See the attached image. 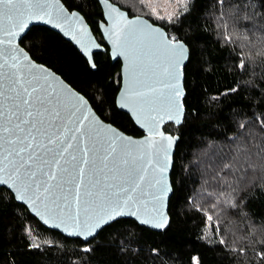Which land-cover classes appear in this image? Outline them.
Wrapping results in <instances>:
<instances>
[{"label": "snow or ice", "instance_id": "obj_1", "mask_svg": "<svg viewBox=\"0 0 264 264\" xmlns=\"http://www.w3.org/2000/svg\"><path fill=\"white\" fill-rule=\"evenodd\" d=\"M177 2L183 3L184 17L195 7L189 0ZM213 2L220 11L218 35L233 45L235 66L246 71L259 55L253 46L264 45V11L256 10L254 0ZM139 3L163 24L130 17L111 0H81L75 7L62 0H0V205L12 206L13 214L23 209L66 241L79 242L84 254L97 250L102 233L112 230L110 235H118L125 224L157 232L172 225L166 209L174 192L169 172L179 138L171 129L187 119L186 73L196 52L188 34L164 27L179 23L178 12L161 15L154 0ZM259 3L264 9V0ZM93 14L107 45L92 35L88 20ZM242 19L250 27L241 33ZM33 21L50 25L73 42L88 69L107 80V86L96 82L90 92H82L37 62L32 51L38 45L22 46ZM229 22L232 32L225 35ZM244 48L250 53L247 58ZM93 50L121 64L114 78L103 73ZM237 91L233 87L225 94ZM124 110L143 131L142 139L114 123ZM239 128L244 131L226 137L219 164L225 181L221 189H231L229 207L236 212L246 205L243 194L264 185V121L258 127L241 123ZM204 215L212 221L211 215ZM22 231L33 236L29 225ZM219 245L234 251L223 238ZM26 247L41 249L32 240ZM149 251L159 257L158 247ZM257 254L264 256V249ZM190 264H202L201 258L192 256Z\"/></svg>", "mask_w": 264, "mask_h": 264}, {"label": "trees", "instance_id": "obj_2", "mask_svg": "<svg viewBox=\"0 0 264 264\" xmlns=\"http://www.w3.org/2000/svg\"><path fill=\"white\" fill-rule=\"evenodd\" d=\"M62 1L68 7L81 2ZM111 1L131 17L142 16L154 24H163L151 17L149 11H142L139 0ZM231 2L235 3V0ZM254 2L258 12L264 11L259 0ZM193 3L195 7L187 17L183 15V3L178 4L176 0H154L153 3L161 15L180 14L179 23L174 21L173 25L165 24L164 27L170 32L175 27L182 36L188 34L196 52L186 73L187 119L181 126L171 129L180 137L171 174L174 187L169 203L171 227L156 232L125 224L118 235H110L112 230L102 233L97 238L100 245L97 250L84 254L79 242L66 241L63 235L43 227L23 209H17L13 214L12 206L5 209L0 205V264H125L126 261L133 264H190L192 256H199L202 264H264V256L257 254L264 249V185L243 194L246 205L236 212L229 207L233 199L231 189L226 185L221 189L225 181L219 168L226 137L244 131L239 128L241 123L258 127L264 121V45L257 42L253 46V52H259V55L254 56V62H249L246 71L237 68L236 53L231 51L233 45L218 35L222 31L216 23L220 15L218 6H214L213 0H189L190 6ZM96 19L98 17L93 14L88 23L98 41L104 44L95 26ZM240 24L238 32L241 33L250 27L244 19ZM231 32L229 22L228 32L224 34ZM26 36L22 46L35 42L38 46L33 48L32 55L37 62L61 74L74 88L90 92L96 82L107 86L108 81L93 74L78 50L58 33L35 26ZM43 37L48 38L47 43L43 42ZM243 51L247 58L250 55L248 49ZM95 57L105 75L111 73L114 78L120 71L121 64L113 63L104 53H96ZM233 87L238 91L225 94ZM115 88L113 84L109 93ZM114 123L126 134L143 135L123 112L115 117ZM217 200V206L211 207ZM198 208L202 210L198 212ZM204 212L213 217L212 222L207 221ZM25 225L31 227L33 236H25L22 231ZM217 227L219 233L215 232ZM221 238L227 241L228 249L234 251L219 245ZM28 240L40 244L41 249L29 251ZM50 244L53 246L49 247ZM153 246L159 249L158 258H153L149 251ZM241 248L244 251H240Z\"/></svg>", "mask_w": 264, "mask_h": 264}, {"label": "water", "instance_id": "obj_3", "mask_svg": "<svg viewBox=\"0 0 264 264\" xmlns=\"http://www.w3.org/2000/svg\"><path fill=\"white\" fill-rule=\"evenodd\" d=\"M112 2V1H111ZM62 3H63V1H62ZM113 3V2H112ZM114 4V3H113ZM116 5V4H115ZM121 10L122 11H126V10H123L122 8H121ZM127 12V11H126ZM128 13V12H127ZM129 14V13H128ZM130 16V15H129ZM131 17V16H130ZM138 17H140L141 19H147V18H145V17H142V16H138ZM149 20V19H148ZM149 22L150 23H152V21H150L149 20ZM35 26H42V27H46V28H48V29H50V30H52V31H54V32H56V33H58V30H55V29H52L51 28V26L50 25H46V24H44L43 22H37V21H33V22H31L30 23V26H29V29L28 30H26V32L24 33V35H27V33L31 30V28L32 27H35ZM59 34V33H58ZM60 35V34H59ZM92 35H93V37H94V39L95 40H97L98 41V39L96 38V36H95V34L93 33V31H92ZM64 38V37H63ZM66 41H68L69 43H71L73 46H74V44H73V42H71L68 38H64ZM104 40V39H103ZM99 42V41H98ZM104 44L105 45H107V42L104 40ZM75 47V46H74ZM76 48V47H75ZM77 49V48H76ZM94 52H95V54L96 53H103V51L102 50H93ZM112 60V59H111ZM112 62L113 63H115L116 61H113L112 60ZM47 67V66H46ZM50 69V68H49ZM50 70H52V69H50ZM53 71V70H52ZM123 113H125L126 114V110H124V111H122ZM185 112H186V109H185ZM128 115V114H127ZM183 124V123H182ZM181 124V125H182ZM181 125H178L177 127H179V126H181ZM167 125H165V127H166ZM138 128V127H137ZM140 130V129H139ZM142 133H143V131L142 130H140ZM143 135H144V133H143ZM143 135L142 136H140V137H134V138H137V139H142L143 138ZM175 136H177L179 139H178V141H177V143L174 145V148H173V159H174V156H175V153H176V149H177V146H178V143H179V141H180V137L178 136V135H175ZM173 166H174V164H173ZM173 166L170 168V172H169V175H170V178H171V174H172V170H173ZM171 182H172V180H171ZM172 195H173V193H171L170 194V199H171V197H172ZM170 199H169V201H168V203H167V211H168V213H169V203H170ZM36 219V218H35ZM38 220V219H37ZM43 227H45V228H47L46 226H44L42 223H40ZM47 229H49V228H47ZM49 230H51V229H49ZM51 231H54V230H51ZM55 232H58V231H55ZM157 232V231H156ZM159 232H163V231H159ZM59 233V232H58ZM61 234V233H60ZM62 235V234H61Z\"/></svg>", "mask_w": 264, "mask_h": 264}, {"label": "rangeland", "instance_id": "obj_4", "mask_svg": "<svg viewBox=\"0 0 264 264\" xmlns=\"http://www.w3.org/2000/svg\"><path fill=\"white\" fill-rule=\"evenodd\" d=\"M176 2H177V0H176ZM178 4H181V3H178ZM212 222V221H211Z\"/></svg>", "mask_w": 264, "mask_h": 264}]
</instances>
